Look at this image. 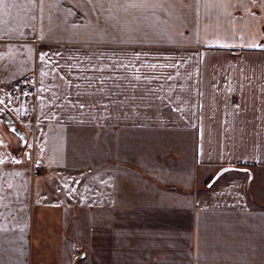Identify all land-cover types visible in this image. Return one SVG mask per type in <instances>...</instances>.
<instances>
[{
    "label": "crops",
    "instance_id": "obj_1",
    "mask_svg": "<svg viewBox=\"0 0 264 264\" xmlns=\"http://www.w3.org/2000/svg\"><path fill=\"white\" fill-rule=\"evenodd\" d=\"M0 101L48 196L0 136V264H264V0H5Z\"/></svg>",
    "mask_w": 264,
    "mask_h": 264
},
{
    "label": "rangeland",
    "instance_id": "obj_2",
    "mask_svg": "<svg viewBox=\"0 0 264 264\" xmlns=\"http://www.w3.org/2000/svg\"><path fill=\"white\" fill-rule=\"evenodd\" d=\"M2 97L4 98L6 105L11 107V108L18 107L19 103L21 104V102L19 100L15 99V98H13L10 95L9 91L7 92V90H2ZM25 122L26 123H25V126H24V131H25V134H26L25 144H26L27 148H25V150L22 151L23 158L21 160L17 161L16 163L17 164H25V174L29 175L28 179H25V184H24L25 185V206L28 207L30 205V203H32L34 201H37L38 198L39 199H44V198H46L48 196H44V195L42 196L40 194V191L43 190L45 185H42V183L38 180L37 176H34L33 174H30L32 172L31 171L32 168L30 167L32 160L31 159H26L25 156H24L25 151L28 150V149H32L33 146H34V141H33L32 137L30 135L31 131L29 129L30 128V122L29 121H25ZM0 125H1L0 126V136H1V138H3L6 141H8L9 137L12 138L14 133H13V135L11 134V131L8 130V128L6 127V124H5L4 121H2V123ZM18 140H19V138L16 135H14V143H13L14 149L18 146V143H19ZM81 145H82V143L80 141H76L74 143V142L69 140L66 143V145H60V146L63 147L62 154L66 153V157H67L66 159L70 160V154H72V155L74 154L75 157L76 156H80L79 153L81 152V149L79 147ZM84 147L85 146L83 145V148ZM79 149H80V151H79ZM40 152H41L40 151V146H39V144H37L36 145V157H37V159L39 158V156H40V159H42V153L40 154ZM38 154H39V156H38ZM56 154L60 155L61 153L57 152ZM83 155L80 156V157L84 158L85 154L83 153ZM37 159H35V164L36 165L39 163V161ZM63 161H65V160H61V163H63ZM45 171H46V176H44V177H48V179H50V176L53 174L52 173L53 171H51L50 169H47V168H45ZM39 176H42V175H39ZM63 183H64L63 184V188L60 191V193H58L57 196L60 197V198L63 196V200H66V201L75 200V197H76L77 193L73 192V188H75L74 186L77 187V185H75V184L72 185V183H70V182H68V183L63 182ZM78 187H80V185ZM50 188L53 191L54 185H53V187L51 186ZM82 191H83V189L81 190V192ZM80 200H81V203L85 202V200L83 198L80 199ZM80 200H79V202H80ZM71 224L72 223L69 220H67L66 225H65V230L66 231L67 230L69 231V229H71Z\"/></svg>",
    "mask_w": 264,
    "mask_h": 264
},
{
    "label": "water",
    "instance_id": "obj_3",
    "mask_svg": "<svg viewBox=\"0 0 264 264\" xmlns=\"http://www.w3.org/2000/svg\"><path fill=\"white\" fill-rule=\"evenodd\" d=\"M0 109L2 110L1 117L2 121L5 122L6 127L8 130L13 131L15 134L19 137V143L18 146L13 150L10 151V157L15 161L19 160L22 157V151L25 150L26 144V134L22 126L16 121V119L13 117V115L10 114V112L2 107L0 105ZM5 118L7 121H5ZM29 150L25 151V158L29 159ZM244 168L237 167V166H222L216 170V172L212 175V177L209 179V181L206 183L207 186L211 185L217 178H219L222 174L228 172V171H243Z\"/></svg>",
    "mask_w": 264,
    "mask_h": 264
},
{
    "label": "built area",
    "instance_id": "obj_4",
    "mask_svg": "<svg viewBox=\"0 0 264 264\" xmlns=\"http://www.w3.org/2000/svg\"><path fill=\"white\" fill-rule=\"evenodd\" d=\"M34 85L35 77L33 74L20 75L11 82L9 93L23 105L28 106L33 101L35 93Z\"/></svg>",
    "mask_w": 264,
    "mask_h": 264
},
{
    "label": "snow or ice",
    "instance_id": "obj_5",
    "mask_svg": "<svg viewBox=\"0 0 264 264\" xmlns=\"http://www.w3.org/2000/svg\"><path fill=\"white\" fill-rule=\"evenodd\" d=\"M89 2L91 3L92 0H89ZM5 3V0H0V5L4 4ZM0 103H2V101H0Z\"/></svg>",
    "mask_w": 264,
    "mask_h": 264
},
{
    "label": "trees",
    "instance_id": "obj_6",
    "mask_svg": "<svg viewBox=\"0 0 264 264\" xmlns=\"http://www.w3.org/2000/svg\"><path fill=\"white\" fill-rule=\"evenodd\" d=\"M238 167H242V168H244L243 171H245V172H248V171H249V169H248L247 167H244V166H238ZM208 181H209V180H208Z\"/></svg>",
    "mask_w": 264,
    "mask_h": 264
},
{
    "label": "flooded vegetation",
    "instance_id": "obj_7",
    "mask_svg": "<svg viewBox=\"0 0 264 264\" xmlns=\"http://www.w3.org/2000/svg\"><path fill=\"white\" fill-rule=\"evenodd\" d=\"M5 121H7V120H6V118H5ZM12 132H13V131H12ZM13 133H14V132H13ZM14 135H16V136L18 137V135H17V134H15V133H14ZM18 138H19V137H18ZM18 141H19V140H18Z\"/></svg>",
    "mask_w": 264,
    "mask_h": 264
}]
</instances>
